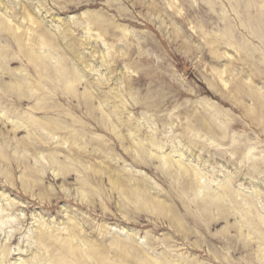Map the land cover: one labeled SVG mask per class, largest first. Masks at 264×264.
Masks as SVG:
<instances>
[{"label": "rangeland", "instance_id": "rangeland-1", "mask_svg": "<svg viewBox=\"0 0 264 264\" xmlns=\"http://www.w3.org/2000/svg\"><path fill=\"white\" fill-rule=\"evenodd\" d=\"M2 1L25 34L20 46L0 28V206L13 199L10 219L24 215L25 230L6 264L39 251L40 225L56 247L34 264H264L253 231L264 229V0ZM24 6L61 49L32 48ZM161 145L185 152L210 187L229 184L240 209L208 221L205 189L190 190L194 178L166 166ZM42 194L53 195L47 207Z\"/></svg>", "mask_w": 264, "mask_h": 264}, {"label": "bare ground", "instance_id": "bare-ground-1", "mask_svg": "<svg viewBox=\"0 0 264 264\" xmlns=\"http://www.w3.org/2000/svg\"><path fill=\"white\" fill-rule=\"evenodd\" d=\"M6 3V2H5ZM21 3V2H20ZM32 5V4H31ZM22 6V5H21ZM31 7V6H30ZM22 8V7H21ZM8 14L10 15L11 13H10V10H9V12H8V7H7V5L6 4H4L3 3V1L2 0H0V28H5V31L6 32H9V34L12 36V38H14V40H17V42L19 43V45L20 46H24V44H23V39H24V35L25 34H19L17 31V29H16V27H13L12 25H9V23H11V21H13L12 20V18L11 17H9L8 16ZM12 14H13V12H12ZM15 14H17V13H15ZM21 15H22V17L24 18V19H26V20H28L29 21V23L32 25L31 27L32 28H30V30H33L34 29V25L36 26L35 27V32L36 33H38L39 34V38L37 39V42H35V45H33L32 46V48L34 49V50H37V49H44L45 47H51L52 49H56V50H58L61 46H60V42L58 41V39H57V37L55 38V36H54V34H51V32L50 33H44L43 32V29H42V27H41V25H40V23L38 22V20L36 19L38 16H36V14H35V16L36 17H34V15L31 13V11H30V9H29V7H26V6H24L23 8H22V10H21ZM17 17V16H16ZM15 18V17H14ZM57 20V19H56ZM15 21V20H14ZM45 21V20H44ZM59 21V20H58ZM54 22H56V21H54ZM12 24V23H11ZM45 24V23H44ZM47 24V23H46ZM53 24V23H52ZM56 24V23H55ZM45 27V26H44ZM53 28V27H52ZM44 30H46L45 28H44ZM52 30V29H51ZM63 30V29H62ZM61 30V31H62ZM56 32H57V30H55ZM54 31V32H55ZM60 31V32H61ZM64 31V30H63ZM47 32H49V31H47ZM68 32V31H67ZM57 33H59V32H57ZM70 33V32H69ZM68 33V34H69ZM3 34H5V33H3ZM2 35V34H1ZM5 36H6V34H5ZM71 37V36H70ZM4 38V37H3ZM67 38V37H66ZM73 38V37H72ZM75 38V37H74ZM5 39V38H4ZM6 40V39H5ZM64 40V39H63ZM62 40V41H63ZM71 40V39H70ZM76 40V39H75ZM8 41V40H7ZM65 42H66V40H65ZM64 42V43H65ZM72 43H73V41H72ZM71 43V44H72ZM74 45V44H73ZM68 46V45H67ZM75 46V45H74ZM73 48V47H72ZM61 49V48H60ZM78 49V48H77ZM64 50V49H63ZM72 50V49H71ZM45 51V50H44ZM43 51V52H44ZM73 51V50H72ZM74 51H77V50H74ZM37 52V51H36ZM41 52V51H40ZM79 52V51H78ZM61 53H64V51L63 52H61ZM80 53V52H79ZM43 54H45V53H43ZM47 54L48 53H46V56H47ZM49 54H50V56L49 57H52L53 56V54L52 53H50L49 52ZM48 54V55H49ZM51 54H52V56H51ZM78 54V53H77ZM38 55H39V53H38ZM37 55V56H38ZM42 55V54H41ZM55 55V54H54ZM65 55V54H64ZM40 56V55H39ZM42 56H44V55H42ZM57 56V55H56ZM59 56V55H58ZM7 57V56H6ZM48 57V56H47ZM8 58V57H7ZM37 58V57H36ZM58 58V57H57ZM26 59L28 60V58L26 57ZM47 59V58H46ZM52 59V58H51ZM59 59V58H58ZM75 59V58H74ZM76 59H77V57H76ZM31 60H32V58H31ZM39 60H40V58H39ZM28 61H30V60H28ZM44 61V60H43ZM78 61V60H77ZM35 61H33V63H34ZM54 62H56V61H54ZM10 63V62H9ZM32 63V64H33ZM39 63H40V61H39ZM70 63V62H69ZM35 64V63H34ZM33 64V65H34ZM37 64V63H36ZM44 64V63H43ZM38 65V64H37ZM40 65V64H39ZM38 65V66H39ZM55 66H57V64L55 63L54 64ZM73 65V64H72ZM71 65V66H72ZM35 66V65H34ZM29 67V66H28ZM41 67V66H40ZM39 67V68H40ZM58 67V66H57ZM78 67V66H77ZM86 67V66H85ZM89 67V66H88ZM39 68H36V69H39ZM60 68V67H59ZM4 69V68H3ZM58 69V68H57ZM74 69V68H73ZM75 69H77V68H75ZM81 69V68H80ZM80 69H79V71H80ZM90 69V68H89ZM89 69H88V71H89ZM59 70V69H58ZM58 70H57V72H58ZM61 70V69H60ZM93 70V69H92ZM6 71V70H5ZM72 71V70H71ZM78 71V70H77ZM76 71V72H77ZM10 72V71H9ZM90 72H91V70H90ZM93 72V71H92ZM98 72V71H97ZM11 73V72H10ZM9 73V74H10ZM78 73V72H77ZM83 73V72H82ZM81 73V74H82ZM79 74V73H78ZM11 75V74H10ZM1 77V76H0ZM85 77V76H84ZM48 78H49V76H48ZM70 79H71V77H70ZM86 79V78H85ZM71 81H72V83L74 84L76 81L74 80V74H73V79H71ZM13 82H14V80H13ZM105 82V81H104ZM16 83H17V81H16ZM19 83V82H18ZM17 83V84H18ZM31 84V83H30ZM18 85H20V84H18ZM23 86V85H22ZM92 85H91V89H92ZM74 90V89H73ZM89 90H90V88H89ZM91 92V91H90ZM94 92V91H93ZM88 93V92H87ZM90 94V93H89ZM86 95V94H85ZM107 98V97H106ZM105 102V101H104ZM104 104V103H103ZM106 105H107V103H106ZM109 105V104H108ZM117 107H118V105H116ZM111 107V106H110ZM102 108H103V106H102ZM112 108V107H111ZM114 109V108H113ZM105 110V109H104ZM116 110V109H115ZM108 112V111H107ZM113 112V111H112ZM112 112L110 113V114H112ZM117 112V111H116ZM115 112V113H116ZM3 113V112H2ZM109 113V112H108ZM121 113V112H120ZM110 114H108V115H110ZM122 114V113H121ZM113 115H114V113H113ZM117 115V114H116ZM123 115V114H122ZM118 117H119V115H118ZM122 118V117H121ZM8 119V118H7ZM31 123V122H30ZM119 123H121L120 121H119ZM123 123V122H122ZM121 123V125H123ZM113 124H115V123H113ZM116 126H118V124H115ZM120 125V126H121ZM124 126V125H123ZM138 127H140V126H138ZM36 128V127H35ZM116 128H118V127H116ZM130 128V127H129ZM141 128V127H140ZM39 129V128H38ZM119 130V129H118ZM128 130H130V129H128ZM136 133H139V135H140V132H141V130L140 129H136V130H134ZM143 131V130H142ZM118 132V131H117ZM52 133H54L53 131H52ZM132 133V132H131ZM131 133H129V134H131ZM48 134V133H47ZM47 134H45V136L47 135ZM136 135V134H135ZM132 136V135H131ZM48 137V138H47ZM47 137L46 138H44V140H45V142L47 143V141L50 139V138H52L53 140L55 139L56 140V138L53 136V137H51L49 134L47 135ZM134 138H136V137H134ZM140 138V137H139ZM156 140V139H155ZM57 142H56V144H63L64 142L61 140V138L59 137H57V140H56ZM49 142V141H48ZM136 143H137V145L140 147L141 145L140 144H138V141H135ZM152 142H154V141H152ZM38 145V144H37ZM64 145L66 146V145H69L67 142L66 143H64ZM43 146H45V144L43 143V145H42V149H39L37 146H36V143H35V145L34 144H32L31 145V149L32 150H35V151H37V150H43ZM155 146H157V145H155ZM159 146V145H158ZM157 146V147H158ZM69 148H70V151H73V152H75V150H72L71 149V147L69 146ZM159 148V147H158ZM157 148V149H158ZM160 148H161V153H159L158 154V157H159V159H161L164 163H165V165L166 166H173V167H175V168H177V169H179V172H180V175H182V176H186V177H192V178H194V182L192 183L193 185H191L190 186V190H193V187L195 186V185H201V187L202 188H204L205 190H204V193H203V195H201V197L202 198H199V199H201V201H203L204 202V204H205V215L206 216H209V217H211L208 221H212L213 219H216V217H215V211H217L218 213H221L220 214V216L222 215V212H223V209H233V212H235V209H240V205L237 203V202H235L234 200H237V199H234V196H235V194L233 193V191L229 188V184H226V185H224V186H221L220 184H217L218 185V187L217 188H214V187H210V185L211 184H213L214 182H210L209 181V179H208V176H207V173H204L201 169H198V167H196L195 165H193L194 163H193V161H191V163H189L188 164V166L182 161L186 156H185V152H182L180 149H172V151L169 153V154H167L168 152H166L165 150H164V146L163 145H161L160 146ZM31 150V151H32ZM45 151V150H44ZM60 151H63V150H60ZM37 152H39V151H37ZM53 153V158H51V156L49 157L50 159H52V162H50L51 164H50V167H51V169L52 168H56L55 166L57 165V167H58V162H59V158H58V156H57V153L55 152V151H52ZM42 153V152H41ZM40 153V154H41ZM44 153V152H43ZM76 153V152H75ZM78 154L79 155H82L81 154V152H78ZM44 155V154H43ZM51 155V154H50ZM39 156V155H38ZM37 158V157H36ZM44 159V158H43ZM38 160V159H37ZM51 161V160H50ZM75 161L77 162V163H79L78 165L79 166H81V165H83V163L81 162V160H79L78 158H77V156H75ZM49 162V161H48ZM188 162V161H187ZM40 163H42V162H40ZM60 163V162H59ZM36 164H38V163H36ZM43 165V164H42ZM51 165H53V167L51 166ZM30 167V166H29ZM58 168H60V165H59V167ZM32 169V168H31ZM26 170V169H25ZM29 170H30V168H29ZM29 170H27V172L29 171ZM33 170V169H32ZM31 170V171H32ZM38 170H41L42 172H44L45 170H46V167H44V166H42V168L41 169H39L38 168ZM38 170H36V171H38ZM58 170V169H57ZM30 171V173L32 174V172ZM34 171V170H33ZM59 171V170H58ZM35 172V171H34ZM46 172V171H45ZM44 172V173H45ZM60 172H62V171H60ZM131 172H132V170H131ZM29 173V174H30ZM40 173V172H39ZM67 173V172H66ZM47 174V173H46ZM45 174V175H46ZM37 175V174H36ZM58 175L59 174H57V177H58ZM6 176V175H5ZM65 176V175H64ZM31 177V176H30ZM34 179V178H33ZM188 179H191V178H188ZM9 180H11V179H9ZM40 180V179H39ZM35 182H37V181H35ZM34 182V183H35ZM116 183V185H118V183H120L119 182V180H116L115 181ZM230 182V181H229ZM228 182V183H229ZM9 183V185H13V182L11 181V182H8ZM39 184L40 183H35V185L34 186H31V187H39ZM224 184V183H223ZM231 184V183H230ZM21 185H22V187H23V190H25L24 192H26V190H27V187L25 186V182H24V180H22L21 181ZM199 187V186H198ZM196 192V191H195ZM202 194V193H201ZM254 194V193H253ZM4 195V194H3ZM6 195V194H5ZM8 195V194H7ZM30 195H32V194H30ZM43 195V194H42ZM41 196V195H40ZM52 196L53 195H51L50 197H44V195L39 199L40 201V204H38V205H43V206H45V207H47V205H50L49 204V202H51V200H49V199H51L52 198ZM236 196H238V195H236ZM258 196V195H257ZM32 197H34V196H32ZM67 198H69L68 196H66ZM236 198V197H235ZM7 199V198H6ZM10 199V198H9ZM9 199H7V201H9L10 203L8 204L7 202V204H5V205H3V206H0V235L1 234H5L6 235V239H5V245L3 246V247H0V264H6V262H7V258H10L11 256H12V254H11V252H10V250H9V248H10V246L12 245V243L15 241V239L19 236V235H21V234H23L24 235V233H25V230H24V228H23V226H22V223H23V220H24V215H19V216H17V218L15 219V220H13V221H11V219H10V216H12V215H10V213H12L11 211H12V209H11V207L13 208V206L15 205V207H17V203H14V202H11ZM196 199V198H195ZM197 200V199H196ZM254 198H252V199H246V200H244L245 202V205H250V203H252V202H254ZM260 200V199H259ZM228 202H230L232 205H233V208H231V206L229 205H227V203ZM3 203V202H2ZM5 203V202H4ZM240 203V202H239ZM19 204H20V202H19ZM32 204H34V205H37V203H36V201L35 202H32ZM241 206H243V205H241ZM244 207V206H243ZM242 207V208H243ZM245 208V207H244ZM243 208V209H244ZM245 210V212H243V210L241 211L242 213H244L243 214V217L245 218V217H247V214H249V216H251V209H244ZM238 211V210H237ZM24 212V211H23ZM238 212H240V211H238ZM237 212V213H238ZM259 213V212H258ZM260 216H262V215H260ZM41 219V218H40ZM43 219H44V217H43ZM225 219H227L226 217H225ZM242 220H243V218H242ZM260 220H262L261 218H260ZM248 221H250V220H248ZM41 222H43V221H41ZM244 222V221H243ZM261 223V222H260ZM264 223V221L262 220V223L261 224H263ZM254 223L253 222H249V225L250 226H252ZM207 226V225H206ZM208 227V226H207ZM9 229H11V231H7V230H9ZM243 229V228H242ZM27 231V230H26ZM80 230H79V228H78V226L77 225H71L69 228H68V232L73 236V238H77V237H79L80 236V232H79ZM253 231H255V232H257L259 235H260V237H258L260 240H262L263 241V243H264V229L262 228V227H260L259 225L258 226H256V227H253ZM35 232V231H34ZM33 237L31 238L32 239V241H36L35 243H37V248L39 249V251H37L34 255L32 254V258L30 259H28L25 263H21V264H34V261H39L40 259H41V257L40 256H45L46 254H49L50 252H51V249L53 248V247H56V243L55 242H53L51 239L52 238H54L52 235H50L49 233H48V231L46 230V229H44V227L42 226V225H40V227H38L37 228V231L35 232V235H32ZM81 238V237H80ZM29 240H30V238H29ZM82 240H80V242H81ZM21 242V239L19 240V243ZM76 243V242H75ZM85 243V242H84ZM83 243V244H84ZM91 244V243H90ZM80 245V244H79ZM2 246V245H1ZM83 247H84V245H83ZM85 247H87L86 246V244H85ZM90 247V246H89ZM121 247V246H120ZM19 248V247H18ZM66 249V250H68V251H73L74 253H75V247H74V244H70V246L68 247V246H64V247H62V249ZM82 250V249H81ZM19 251V250H18ZM68 251H67V253H68ZM16 252V251H15ZM20 252H21V250H20ZM20 252H18V253H20ZM22 252H23V250H22ZM21 252V253H22ZM66 252V251H65ZM92 252V251H91ZM34 253V252H33ZM42 253V254H41ZM66 253V254H67ZM40 254V255H39ZM22 257V256H21ZM50 257V256H49ZM78 257V256H77ZM43 258V257H42ZM21 258H19V260H20ZM95 259H97V258H95ZM98 261H100V259H97ZM21 261H22V259H21ZM120 261V260H119ZM103 262L101 261V264H102ZM61 264V263H60Z\"/></svg>", "mask_w": 264, "mask_h": 264}]
</instances>
